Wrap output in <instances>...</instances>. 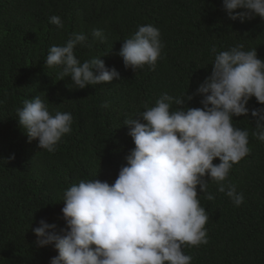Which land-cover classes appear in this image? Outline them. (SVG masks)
<instances>
[{"label":"trees","instance_id":"trees-1","mask_svg":"<svg viewBox=\"0 0 264 264\" xmlns=\"http://www.w3.org/2000/svg\"><path fill=\"white\" fill-rule=\"evenodd\" d=\"M53 15L61 17L62 29L49 22ZM147 24L160 30L165 47L155 70L145 65L135 72L125 68L118 53L123 40ZM94 29L102 30L103 39L92 36ZM80 32L88 40L74 50L76 57L83 62L101 56L119 79L76 89L69 77L59 80L60 67L45 65L50 46ZM237 44L256 49L264 59V19L233 21L223 0H0V264H49L58 253L52 245L40 247L32 228L41 219L56 225L58 233L66 227L63 191L81 179L114 183L135 147L124 121L145 110V104L154 105L165 91L193 95L210 75L211 48ZM36 96L53 114L73 116L71 133L54 153L29 140L16 118V109ZM202 98L193 95L184 106L202 107ZM106 101L109 106L102 108ZM247 107L264 105L253 97ZM232 122L249 132L250 152L228 177L244 203L234 206L211 181L214 200L197 188L209 216L208 243L183 249L192 264H264V142L252 135L250 112Z\"/></svg>","mask_w":264,"mask_h":264},{"label":"clouds","instance_id":"clouds-1","mask_svg":"<svg viewBox=\"0 0 264 264\" xmlns=\"http://www.w3.org/2000/svg\"><path fill=\"white\" fill-rule=\"evenodd\" d=\"M223 9L241 23L264 19V0H223ZM49 22L64 27L59 16ZM92 36L103 39V32L94 29ZM87 40L83 32L73 33L63 44L50 46L45 65L60 67L59 80L69 77L76 89L119 79L101 56L83 62L76 57L74 50ZM164 47L157 27L140 25L123 40L118 55L125 68L136 72L147 65L155 70ZM211 53L210 75L193 94L203 97L202 107L184 106L193 95L177 97L166 91L154 105L145 104V110L124 121L135 147L114 183L81 179L62 194L66 227L58 233L56 225L41 219L32 228L40 247L52 245L58 253L49 264H192L193 257L183 249L208 243L209 216L197 188L212 201L211 181L234 206L244 203L243 193L228 177L250 152L249 132L232 121L250 112L255 119L252 135L264 142V107H247L253 97L264 105V59L243 44L221 51L213 46ZM108 106L107 101L101 105ZM16 118L29 140H38L48 153L72 131V114H53L39 96L26 99Z\"/></svg>","mask_w":264,"mask_h":264}]
</instances>
